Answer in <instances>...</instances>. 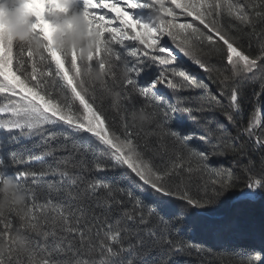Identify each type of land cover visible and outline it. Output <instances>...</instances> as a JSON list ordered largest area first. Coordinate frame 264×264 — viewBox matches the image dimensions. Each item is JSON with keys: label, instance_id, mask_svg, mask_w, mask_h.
Instances as JSON below:
<instances>
[{"label": "snow or ice", "instance_id": "1", "mask_svg": "<svg viewBox=\"0 0 264 264\" xmlns=\"http://www.w3.org/2000/svg\"><path fill=\"white\" fill-rule=\"evenodd\" d=\"M76 4L97 37L89 61L105 69L102 85L82 74L75 52L66 57L55 36L46 34L48 13L55 9L51 0L33 26L47 41L41 57L23 45L13 47L0 33V180L12 176L28 197L25 212L10 208L0 216V264H170L171 257L190 255L194 247L181 232L222 235L228 228L215 206L229 197L238 177L212 161L229 150L236 154L229 141L251 138L262 123L264 81L247 126L238 120L239 79L264 71V44L255 57L241 50L245 35L264 39V27L257 32L253 23L264 24V0H166L159 28L148 23L159 10L153 0ZM137 10L151 15L143 19ZM181 17L191 19L180 22ZM165 36L209 73L218 70L205 57L223 50L230 75L218 71V92L183 68L169 67L179 58L161 43ZM153 65L158 70L141 85L142 73ZM122 69L128 73L123 80ZM158 86L170 90L175 103L157 95ZM197 89L205 94L178 95ZM218 96L228 100L221 115L238 129L235 137L225 124L203 116L215 112ZM137 111L149 112L153 122L134 127ZM177 114H186L203 134L173 129ZM21 137L32 141L30 155L12 148L24 147ZM193 139L203 143L202 150L191 146ZM256 148L264 152V139L257 137ZM239 155L247 156L243 144ZM255 167L251 157L241 167L247 190L233 194L241 204L264 205V155L259 178ZM107 172L114 176L99 175ZM260 243L235 264H264V230ZM153 253L151 261L145 259Z\"/></svg>", "mask_w": 264, "mask_h": 264}, {"label": "trees", "instance_id": "2", "mask_svg": "<svg viewBox=\"0 0 264 264\" xmlns=\"http://www.w3.org/2000/svg\"><path fill=\"white\" fill-rule=\"evenodd\" d=\"M144 2V0H141ZM179 11V10H177ZM140 16L143 19H147L150 11L149 10H138ZM191 18L181 17L180 22L190 20ZM256 24L257 32L264 27L257 20H253ZM251 44V48L248 44ZM264 44V39L258 38L255 35H245L244 43L242 44L241 50L249 56L255 57L260 52V45ZM164 46L171 48L174 51H178L171 44L170 38L165 36ZM179 53V52H178ZM161 55H167L163 53ZM178 56V55H177ZM178 63L170 65L169 67H180L186 70L191 76L195 77L198 81L206 83L212 92H218L220 87L217 81L218 71L225 72L230 75V67L226 64V57L223 52L219 54H213L211 58L205 57L206 62L210 63L218 71H212L211 73L205 72L198 66L194 65L181 53L178 56ZM157 66L153 65L146 69L145 73H142L141 85L148 82L151 74L157 71ZM264 81V71L257 69L254 74H248L246 77L239 79V84L242 89L241 104L243 109V117L238 120V124L247 126L252 113L256 110L257 96L256 93L260 92V84ZM205 94L203 89L187 90L178 93L180 97H199ZM157 95H163L168 103H175L176 96L172 92L166 89L164 86H158ZM107 103V101L105 102ZM188 106H194L186 101ZM215 112H204L203 116L208 119H215L225 124L227 131L236 136L238 131L231 124H228L224 117L221 115L223 111L228 110L227 98L217 97V101L214 102ZM264 93L260 96V114L262 123L257 129L254 130V134L251 138L247 135L242 137L240 140L232 139L229 141L230 144L236 147L237 153L234 154L231 150L225 156L213 158L212 164L214 167L222 165L224 168H232L237 174V181L233 188L230 190L229 197L215 206V215L217 219H221L228 225L227 230L222 235H209L208 233H199L196 235L185 234L181 232V236L191 243L194 247L191 249L190 255H179L171 257L170 264H235V261L246 258L245 253L255 248L259 250L261 248L260 236L262 230H264V205L259 202L252 204H241L235 199L234 193H238L242 190H247L245 185L248 177L241 170L242 165L247 164L248 158L251 157L256 162V167L253 169V175L257 178L260 177L261 169L259 167V159L264 152L256 148L257 137L264 139ZM195 115H201L200 113H194ZM172 128L180 130L182 133H190L194 130L195 126L193 121L189 119L186 114H177L172 120ZM197 136L202 135L203 132L199 128H195ZM39 138H36L38 141ZM21 142L24 147L20 145H13L12 148L18 150L25 156L30 155V149L32 141H29L21 137ZM192 147L197 149H203L204 145L198 139L190 141ZM243 144V150L247 152V156L241 157L239 155L240 145ZM11 150V149H10ZM2 151V150H0ZM5 157L6 156V153ZM159 159V158H158ZM21 168L24 166L21 165ZM99 175L104 176L107 179H111L114 173H100ZM124 186L125 182H121ZM200 248L201 251L197 253L196 248ZM156 256V253L145 257V259L151 261Z\"/></svg>", "mask_w": 264, "mask_h": 264}, {"label": "clouds", "instance_id": "3", "mask_svg": "<svg viewBox=\"0 0 264 264\" xmlns=\"http://www.w3.org/2000/svg\"><path fill=\"white\" fill-rule=\"evenodd\" d=\"M55 9L48 13L49 23L45 32L49 37L55 36V45L66 57L71 58L73 52L81 62V72L97 85H102L105 79V69L93 67L89 57L96 51V35L90 34L89 22L83 12L77 7L76 0H51ZM158 7L149 26L159 28L165 21L163 10L166 0H153ZM45 0H0V33L10 39L12 46L23 45L36 57H41L45 51V41L34 31L37 17L45 14ZM55 24V28L51 25ZM127 71H120L121 80L127 78ZM153 118L147 111H137L132 117L134 127H147ZM27 194L20 188L12 176L0 180V216L7 214L10 208H16L22 213L26 211Z\"/></svg>", "mask_w": 264, "mask_h": 264}, {"label": "rangeland", "instance_id": "4", "mask_svg": "<svg viewBox=\"0 0 264 264\" xmlns=\"http://www.w3.org/2000/svg\"><path fill=\"white\" fill-rule=\"evenodd\" d=\"M138 11V10H137ZM149 15H151V13L149 14ZM165 42V37L163 38V40H162V44ZM173 52H175L178 56H179V53H178V51H174V50H172ZM264 115V113L262 114V116Z\"/></svg>", "mask_w": 264, "mask_h": 264}]
</instances>
